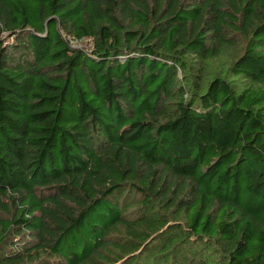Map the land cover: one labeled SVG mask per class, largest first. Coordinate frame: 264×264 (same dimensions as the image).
Instances as JSON below:
<instances>
[{
	"label": "trees",
	"instance_id": "obj_1",
	"mask_svg": "<svg viewBox=\"0 0 264 264\" xmlns=\"http://www.w3.org/2000/svg\"><path fill=\"white\" fill-rule=\"evenodd\" d=\"M127 257L264 264V0H0V264Z\"/></svg>",
	"mask_w": 264,
	"mask_h": 264
},
{
	"label": "rangeland",
	"instance_id": "obj_2",
	"mask_svg": "<svg viewBox=\"0 0 264 264\" xmlns=\"http://www.w3.org/2000/svg\"><path fill=\"white\" fill-rule=\"evenodd\" d=\"M2 39H4V41H6L7 42V44L8 43H12L13 41H14V39L13 38H11V36H8V35H4L3 37H2ZM80 47H86L87 49H91V43H89V42H85L84 44H81V45H79ZM235 53L236 52H238L239 53V55H241L242 54V47H236V50L234 51ZM233 52V53H234ZM231 56H232V54L231 55H228V54H225L224 55V58H223V61H219V62H217V63H215V64H213L214 66L209 70V73H208V77H207V83L208 82H211L212 81V79H214V78H219V77H223V75H224V72H225V70H222V64H226V63H228L229 62V60H230V58H231ZM228 67L229 66H227V68L226 69H228ZM180 73H182V71H180ZM183 74V73H182ZM182 80H183V77L181 78ZM206 86V85H205ZM193 88V87H192ZM126 197H128V199L129 200H131V201H133L134 203H135V205L133 206V207H131L129 210H127L128 211V213H127V219L129 220V221H135V220H138L141 216H142V212H143V210L136 204V201H137V199H139V197L138 196H136V194H130V193H126L125 194V197L124 198H121V200H120V203H122L123 201H124V199L126 198ZM128 206H126V208H127ZM184 223V221L183 222H176V221H171L170 222V224L167 226V227H165L164 229H162V231H160L161 232V234L162 233H164V232H166L167 230H169V226H176L177 224H183ZM156 236H153L151 239H150V241H154V238H155ZM112 238L114 239H112L113 241H121V240H119L120 239V237L118 236V235H114V236H112ZM148 242V244H146L145 246H147V245H151V242ZM141 253V251H139L138 253H136L135 255H137V254H140ZM216 258H218V255L217 254H214V251L213 250H211L210 252H209V259H210V261H213L214 259H216ZM126 259H128V257L127 258H125V259H123L120 263H118V264H122ZM198 260L199 259H197V260H191V264H197L198 263Z\"/></svg>",
	"mask_w": 264,
	"mask_h": 264
},
{
	"label": "built area",
	"instance_id": "obj_3",
	"mask_svg": "<svg viewBox=\"0 0 264 264\" xmlns=\"http://www.w3.org/2000/svg\"><path fill=\"white\" fill-rule=\"evenodd\" d=\"M72 45H74L75 47H80L79 45H81V43L76 42V41H71Z\"/></svg>",
	"mask_w": 264,
	"mask_h": 264
}]
</instances>
